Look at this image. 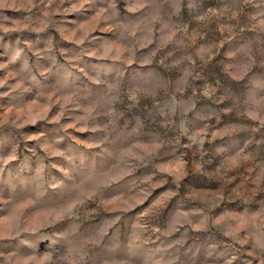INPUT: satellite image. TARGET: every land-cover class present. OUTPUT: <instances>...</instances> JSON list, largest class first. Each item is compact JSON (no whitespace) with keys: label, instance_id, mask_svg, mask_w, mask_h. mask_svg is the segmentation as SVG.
I'll return each mask as SVG.
<instances>
[{"label":"clouds","instance_id":"obj_1","mask_svg":"<svg viewBox=\"0 0 264 264\" xmlns=\"http://www.w3.org/2000/svg\"><path fill=\"white\" fill-rule=\"evenodd\" d=\"M0 264H264V0H0Z\"/></svg>","mask_w":264,"mask_h":264}]
</instances>
